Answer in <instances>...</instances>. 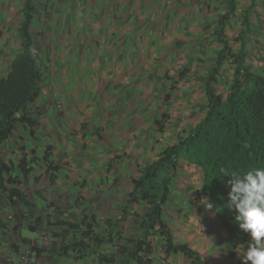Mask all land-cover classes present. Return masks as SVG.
Returning a JSON list of instances; mask_svg holds the SVG:
<instances>
[{"label": "rangeland", "instance_id": "obj_1", "mask_svg": "<svg viewBox=\"0 0 264 264\" xmlns=\"http://www.w3.org/2000/svg\"><path fill=\"white\" fill-rule=\"evenodd\" d=\"M24 1L0 0V78L9 73L12 59L22 49L19 26ZM164 1L165 4L159 7L160 11L154 13L158 22L154 28L155 37V33L151 32L152 23L148 22L152 14L145 10H142L144 26L132 28L131 45L136 44L135 40L147 41L142 43V47L138 46L145 56L133 57L131 70L115 77L100 74L101 70L97 75L89 64L93 61L90 59L91 51L100 49L95 46V35L99 30L95 23L99 24L100 18H97L98 10L95 7L98 4L94 0H34L32 34L35 56L44 71L41 95L31 106L38 124L35 136H32L29 127L18 122L14 134L3 143L2 154L6 160L14 162L13 174L22 176L18 163L23 154L31 157L34 148L36 154L42 156L46 146L53 144L52 156L60 164V169L56 171L57 179L53 183L45 172V163H32L33 171L20 185L35 204V217L42 218L36 231L31 230V225L36 223L35 217L28 213L30 208L19 200L11 203L7 193H0V215L9 222L5 229L0 227V256L3 257L0 264L13 263L9 256L1 254L8 252L6 246L10 247L2 243L10 240L18 261L28 251L41 249V264H100L96 255L77 257L74 247L67 255L57 254L56 250L63 241L70 243L80 237L78 230L68 229L64 222H80L85 213H93V191L100 180L112 179L115 183L121 178L131 181L133 175L138 173L139 164L158 156L165 146L185 136L204 115L207 105L205 80L221 47L215 32L219 15L227 8V0ZM250 1L238 0L237 11L225 24L224 35L233 50L239 48L236 37L244 30L242 14ZM104 4L105 8L109 7ZM246 42L245 63L251 71L261 73L264 69V0H256L250 11ZM78 51L85 59L88 58L87 69L79 75L81 80L72 85L71 80L69 83L65 81L60 70L65 66V61L68 65L75 64L73 56ZM233 68L229 57L214 83L216 90L223 95L232 83ZM238 79L242 80V77ZM140 84L145 86L137 87ZM138 106L146 112H142L143 118L135 120L136 111L133 108L138 109ZM120 109L133 110L128 112L132 122H119V125L127 128L126 138L121 142L111 129L124 112ZM156 119L165 122L163 132L158 130ZM132 142L133 147L128 149ZM127 160L132 164L130 167L125 162ZM196 172L191 171L190 174L195 181L193 184L188 182V175L181 173L173 181L170 203L163 215L170 225L177 201L185 203L184 207H187L192 202L190 195L194 189L196 195L202 194L200 189L204 177ZM35 175L40 176L39 181L34 180ZM78 198L79 202H76ZM50 202L61 209H56ZM146 209L147 204L141 201L134 211L144 214ZM132 212L130 214L133 215ZM139 219L133 215L130 234L137 232ZM93 224L96 232L106 233L105 222L97 220ZM162 240L159 235L152 236L154 256L158 257L155 262L147 264H162L165 260L164 257L160 258ZM43 242L44 246L41 245ZM117 242L130 243L129 238L115 237V242L106 241L103 249L118 253ZM45 247H49L48 253H44L47 251ZM179 256L183 261L185 255Z\"/></svg>", "mask_w": 264, "mask_h": 264}, {"label": "trees", "instance_id": "obj_2", "mask_svg": "<svg viewBox=\"0 0 264 264\" xmlns=\"http://www.w3.org/2000/svg\"><path fill=\"white\" fill-rule=\"evenodd\" d=\"M255 2L256 0H251L243 11L244 30L236 37L239 43L238 50L232 49L224 35L225 24L238 9V0H227L226 10L218 17L215 38L221 47L217 50L214 65L206 76L207 105L204 115L185 136L165 146L155 159L139 168L138 176L131 179L132 189L123 204L122 216L116 220L112 218L105 220L106 233L95 231L93 223L98 219L95 213H85L80 222L65 221L68 229L79 231L80 237L70 243L63 241L56 250L58 255H67L71 247H74L77 257L96 255L101 263H149L155 250L152 236L159 235L163 239L165 256L182 252L194 263H203V256L198 249L189 243L175 241L172 228L163 216L180 158L202 169L204 183L201 193L208 197L227 231L232 246L229 255L234 257L236 250L249 239L238 225L233 223L234 213L223 207L229 189L225 186L228 177H224L222 170L247 171L255 167H264V69L257 73L251 71L245 63L246 34L250 29V11L254 8ZM34 19V0H25L22 7V22L19 26L22 49L12 59L9 73L0 78V193H7L11 203L19 200L30 208L28 213L31 217H35L33 209L35 204L20 185L33 171V164L38 165L40 162L46 164L45 172L50 181L55 182L60 164L56 163L52 156L54 145L48 144L42 156H38L34 148L31 150V157L28 158L24 153L18 163L22 176L13 174L14 162L3 157L2 145L14 134L18 122L26 124L32 136L36 133L38 121L32 115L31 106L41 95L44 71L35 56L32 34ZM229 57L234 64L233 80L228 92L223 95L216 90L214 83L224 61ZM239 76L242 80L238 79ZM155 122L158 130L163 132L165 122L159 119ZM39 179V175L34 176L35 181ZM38 193L41 194L40 191ZM141 201L147 204L146 212L144 214L132 212L140 218V233L129 240V245L117 244L121 258L114 253L101 252L99 250L101 244L106 241L115 242V237H123L118 225L127 218L130 207ZM76 202H79V198ZM50 204L58 210L61 209L53 202ZM41 222L42 218L36 216V224L31 225V230L36 231ZM0 227L3 229L7 227L1 216ZM41 251L38 250L39 255ZM237 264L242 263L238 261Z\"/></svg>", "mask_w": 264, "mask_h": 264}, {"label": "crops", "instance_id": "obj_3", "mask_svg": "<svg viewBox=\"0 0 264 264\" xmlns=\"http://www.w3.org/2000/svg\"><path fill=\"white\" fill-rule=\"evenodd\" d=\"M94 1L96 4H98L95 7L98 10L97 18L98 17L100 18L99 21L100 23L99 24L95 23V27H99L98 28L99 30L96 31V33L98 34L95 35L97 41L95 42V46L99 47L100 49L97 52L91 51L93 54L91 55L90 59L93 61L89 64L93 66L92 72L94 71L97 75H99L101 70L100 74H110L111 76H115V75H120L122 72H125L127 70L130 71L132 68V58L135 56L141 57L142 55H144L143 52H140L138 46L142 47V43L144 41L147 42L146 40L141 42H137L135 40L134 42L136 44L131 45L133 42L132 28L137 25H138L137 27L144 26L145 16L142 10H145L146 12H149V14H152L149 16L148 22L152 23L150 25L153 27L151 32L152 34L155 33L154 34L155 37L156 31L154 30V28L158 26V22L155 18L154 13L155 11H160L159 8L160 5L162 7V5L165 4V1L164 0H94ZM104 3H106L109 7L105 8L106 6ZM132 17H135V19ZM159 18H161V16ZM103 46L105 47L102 48ZM147 56L148 53L146 54V57ZM73 58L75 59V64L71 63V65H68L67 61H65L64 62L65 66L60 70L61 76L62 77L64 76V79H66L65 81H67V83H69L71 80L72 85L73 83L75 84L79 80H81L79 78V75L81 76L83 70L87 69V63H88L86 61L88 58L85 59L84 56L79 51L73 56ZM91 66L90 65L88 66L89 69ZM144 86H145L144 84L143 85L140 84L137 87L143 88ZM123 87L125 88L126 86L124 85ZM127 102H129V100ZM125 109H120V111L123 112ZM136 109L135 107L133 108V110L136 111V117H134V119L137 120L138 118L140 119L143 118L144 116L142 115V112L145 113L146 111L145 110L142 111L139 108V106L138 109L137 110ZM133 110H131V112ZM128 112L129 111H124L122 116L118 118L119 120L117 121V124H114L111 127V129H113L114 132L119 136L118 138L116 137L117 139H119V142H121L123 138H126V134H127L126 133L127 128L125 126L119 125V122L120 124L132 122V116H129V113L131 112L129 113ZM132 147H133V142L131 143V145L127 146L128 149H131ZM138 153L140 154V152ZM156 157L151 158V160L155 159ZM151 160L150 159L146 160L144 163L139 164L140 166L138 167L140 168L141 166L145 165L147 162ZM125 162L129 163L127 166L132 165L131 162H128V160ZM179 163L180 165L177 170L176 176L179 173L185 176L188 175L190 179L188 180V182H190L191 184L195 183V181L192 180V178L190 177L191 171H197L196 172L197 174L203 175L201 168L195 166L194 164L188 163L187 160H185L184 158H180ZM137 172L138 173L133 175V177L138 176L139 169L137 170ZM105 180L106 179L100 180L96 184V187L94 188L93 191L94 194L93 213L97 215L98 218L97 220H99L102 223H104L107 218H112L113 220H116L122 216L123 204L127 200L129 193L132 189L131 181L127 182V180H122L121 178H119L114 183V180L112 179H108V181ZM174 182L171 184V194H172ZM201 190L202 188L200 189V191ZM195 192L196 189H194L192 191V194L190 195V198L192 199V202L189 203L190 205L184 207L185 203L183 204L181 201H177L173 209L174 212L172 213V215L174 216L172 218L173 221L170 226L172 228L175 241L189 243L190 245L198 249L203 256V263L201 264H237L238 261L241 262L239 255H243L247 247L246 242L249 239L243 244V246L239 247L236 250V255L234 257H231L229 255V252L232 246L228 240V234L227 231L225 230V227L223 226L221 220L215 213L214 208L209 210L206 207L207 204L211 203L208 197L204 194L198 196L196 195ZM169 203H170V199L168 200L165 208L168 206ZM180 203L183 205H181ZM136 205L137 203H134L132 207H130L129 212L134 211ZM132 217L133 215L129 213L127 218L121 221L118 225V228L122 229L123 237L129 238V240H131L134 237H137L140 233V229H139L140 219H139L137 220V224H138L136 228L137 232L134 235L130 234ZM4 220L6 224L9 225V222L6 219ZM7 233L9 234V236L11 235V232L8 230V228H7ZM17 242L18 241H16V244ZM5 243L8 244L10 247L6 246V248L8 249L6 251L8 252L1 254L6 255L7 257L9 256L8 259L13 263L17 264L19 261L16 256V251L14 249L12 250L11 240L9 242H3L2 244L4 245ZM105 243L106 242H104L99 246V250L101 252L114 253L118 258H121L120 256L121 254L119 253V251H117L118 253H116L115 251L107 252L106 250H104L103 248L105 246ZM117 243L125 244L122 242H117ZM45 248L47 251H45L44 253H48L49 247H45ZM161 250H162V257L160 258L164 257L165 258L164 261L168 262L169 264H196L191 260V258H189L187 255H185L182 252L172 253L165 257L163 244ZM154 252L151 254L152 257L151 262H155L156 257H158V256H154ZM182 254L185 255L183 256L184 257L183 261H181L180 258H178L180 257L179 255ZM1 257L2 256H0V258ZM99 263L107 264L101 262ZM132 264H136V262H132ZM143 264H147V263H143Z\"/></svg>", "mask_w": 264, "mask_h": 264}, {"label": "clouds", "instance_id": "obj_4", "mask_svg": "<svg viewBox=\"0 0 264 264\" xmlns=\"http://www.w3.org/2000/svg\"><path fill=\"white\" fill-rule=\"evenodd\" d=\"M222 171L228 177L225 186L229 189L223 207L234 213L233 223L249 237L239 258L242 264H264V167ZM206 207L211 210L213 205Z\"/></svg>", "mask_w": 264, "mask_h": 264}, {"label": "built area", "instance_id": "obj_5", "mask_svg": "<svg viewBox=\"0 0 264 264\" xmlns=\"http://www.w3.org/2000/svg\"><path fill=\"white\" fill-rule=\"evenodd\" d=\"M47 241H48V238L45 240V242ZM41 245L44 246V242ZM17 264H41L40 255L38 254V250L33 249L31 251H28L27 254L22 256V260H20ZM162 264H168V263L166 261H163Z\"/></svg>", "mask_w": 264, "mask_h": 264}]
</instances>
